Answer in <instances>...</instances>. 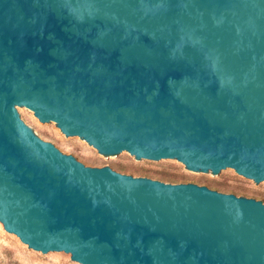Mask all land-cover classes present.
Returning a JSON list of instances; mask_svg holds the SVG:
<instances>
[{
    "label": "water",
    "instance_id": "water-1",
    "mask_svg": "<svg viewBox=\"0 0 264 264\" xmlns=\"http://www.w3.org/2000/svg\"><path fill=\"white\" fill-rule=\"evenodd\" d=\"M105 156L264 187V0H0V220L79 264H264V201L95 166Z\"/></svg>",
    "mask_w": 264,
    "mask_h": 264
},
{
    "label": "rangeland",
    "instance_id": "rangeland-1",
    "mask_svg": "<svg viewBox=\"0 0 264 264\" xmlns=\"http://www.w3.org/2000/svg\"><path fill=\"white\" fill-rule=\"evenodd\" d=\"M30 124L47 133L48 141H56L77 157L80 152L95 166H116L119 171L136 176L155 177L169 182H195L223 192H232L264 201V187L241 172L214 176L199 174L179 159L162 164L143 162L132 154L125 159L105 156L86 139H73L56 124L49 127L34 111L22 106ZM0 264H79L72 253L48 255L19 239L0 220Z\"/></svg>",
    "mask_w": 264,
    "mask_h": 264
}]
</instances>
